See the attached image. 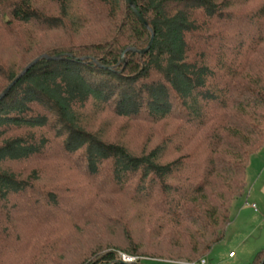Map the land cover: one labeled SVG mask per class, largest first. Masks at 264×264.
Returning a JSON list of instances; mask_svg holds the SVG:
<instances>
[{"label":"trees","instance_id":"trees-1","mask_svg":"<svg viewBox=\"0 0 264 264\" xmlns=\"http://www.w3.org/2000/svg\"><path fill=\"white\" fill-rule=\"evenodd\" d=\"M133 3L148 26L125 0H0V42L14 50L0 48V93L62 55L0 100V264L77 254L57 231L93 210V196L70 197L83 186L146 210L154 258L199 262L224 239L264 146V0ZM120 251L146 254L93 250L79 264H140Z\"/></svg>","mask_w":264,"mask_h":264},{"label":"rangeland","instance_id":"rangeland-1","mask_svg":"<svg viewBox=\"0 0 264 264\" xmlns=\"http://www.w3.org/2000/svg\"><path fill=\"white\" fill-rule=\"evenodd\" d=\"M4 44H7V42L2 40L0 42L1 51L7 55L13 54L14 50L8 49ZM144 135H147L145 128H137L134 131L127 130V136L134 146L144 142ZM254 169L255 166L252 165L248 171L249 177L251 176L248 179L249 186L253 183ZM91 196H93L90 200L94 204L93 210L87 211L88 207L85 205V201H88ZM253 196L251 194L248 197L236 200L224 239L205 257L208 264H255L259 252L264 251V211L261 209L263 203L260 199L259 213L249 208L245 203L248 199L250 204ZM70 197L80 203L77 204L78 206L85 205V208L78 214L74 222H67L66 225L60 227L62 229L57 231V234L61 236L60 240L68 235L66 239L70 241L68 240V243L65 239L64 245L70 244L75 248L78 255L73 254L74 251L72 250H63V252L57 254L58 264H61V262L62 264H79L82 261H79L80 254L88 257L90 251L93 250L103 251L109 248L125 250V248L131 246H139L140 250H145L146 254L139 256L138 262L140 264H192L197 262L151 256V247L156 246L153 244L152 238L159 231L148 232V227L151 226L149 214L146 213L143 207L136 205L130 195L102 194L83 186L77 189V192L71 194ZM94 199L96 200L94 201ZM242 208L243 212L237 219V214ZM71 223L76 224L71 225ZM25 226L24 224V229ZM26 237L27 235L23 238L25 244ZM229 251L237 253V257L233 261L227 259Z\"/></svg>","mask_w":264,"mask_h":264},{"label":"crops","instance_id":"crops-1","mask_svg":"<svg viewBox=\"0 0 264 264\" xmlns=\"http://www.w3.org/2000/svg\"><path fill=\"white\" fill-rule=\"evenodd\" d=\"M260 162H261V168H260ZM252 165L255 166V169H254V174L252 176L253 183L249 186L248 185V179L251 176L249 177L248 171ZM246 179H247L246 191H245V194L240 198H243L246 196L248 197L251 194L254 195L252 197V201L250 202V204H249V200L246 199V202H245L246 205H248L249 208H251L255 212L259 213L260 212V199H261V202L263 203V205L261 206V209L264 211V146L258 152H256L254 155H252V157L249 161L248 167H247ZM237 199H235L232 203L231 216H232L233 205L236 203ZM252 204H256V208H257L256 210L252 207ZM242 212H243V208L237 214L238 215L237 219H238V217L241 216ZM229 252H231V251H229ZM236 257H237V253H235V256H229V253H228L227 259H229L228 261H230V260L233 261L234 259H236ZM204 259L206 260V258H204ZM207 264H208V262H207Z\"/></svg>","mask_w":264,"mask_h":264},{"label":"water","instance_id":"water-1","mask_svg":"<svg viewBox=\"0 0 264 264\" xmlns=\"http://www.w3.org/2000/svg\"><path fill=\"white\" fill-rule=\"evenodd\" d=\"M126 3L132 7L133 11L135 12V14L137 15V17L140 19V21L145 24L146 26H148V22L147 20L142 16V14L137 10V8L134 6V3H133V0H125ZM152 41H153V35H152V38L148 44L147 47L143 48V49H137V48H134V47H129L127 48L122 56H121V62H125V56L124 54L127 52V51H135V52H139L141 54L145 53L152 45ZM42 58H46V59H60L62 58V55H57V56H49V55H43V56H40L36 59H34L32 62H30L19 74L18 76L3 90V92L0 93V100L6 96L8 94V92L11 90V88L19 81V79L25 74L28 72V70L33 66L35 65L40 59Z\"/></svg>","mask_w":264,"mask_h":264},{"label":"built area","instance_id":"built-area-1","mask_svg":"<svg viewBox=\"0 0 264 264\" xmlns=\"http://www.w3.org/2000/svg\"><path fill=\"white\" fill-rule=\"evenodd\" d=\"M252 207L256 210V204H252ZM229 256H235V252L231 251L229 252ZM120 259L125 263H135L139 261V256H135L132 254H128L125 252H119ZM192 264H207V261L205 259H201L199 262H193Z\"/></svg>","mask_w":264,"mask_h":264}]
</instances>
